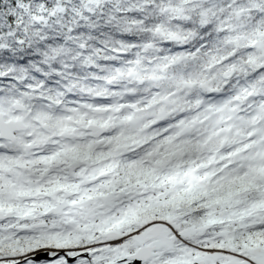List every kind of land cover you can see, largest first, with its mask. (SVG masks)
Returning a JSON list of instances; mask_svg holds the SVG:
<instances>
[{"label":"snow or ice","instance_id":"snow-or-ice-1","mask_svg":"<svg viewBox=\"0 0 264 264\" xmlns=\"http://www.w3.org/2000/svg\"><path fill=\"white\" fill-rule=\"evenodd\" d=\"M0 264H264V0H0Z\"/></svg>","mask_w":264,"mask_h":264}]
</instances>
